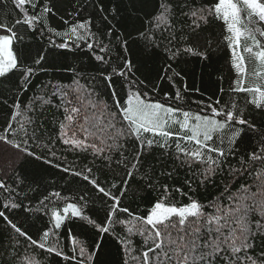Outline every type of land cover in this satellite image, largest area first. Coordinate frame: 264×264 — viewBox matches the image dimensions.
I'll use <instances>...</instances> for the list:
<instances>
[{"label":"snow or ice","instance_id":"1","mask_svg":"<svg viewBox=\"0 0 264 264\" xmlns=\"http://www.w3.org/2000/svg\"><path fill=\"white\" fill-rule=\"evenodd\" d=\"M64 2L12 0L17 17L0 20V259L264 264V0H128L127 16L89 0L99 23L69 22ZM222 51L218 88L189 86ZM48 68L71 75L25 99ZM50 168L85 183L49 191Z\"/></svg>","mask_w":264,"mask_h":264},{"label":"trees","instance_id":"2","mask_svg":"<svg viewBox=\"0 0 264 264\" xmlns=\"http://www.w3.org/2000/svg\"><path fill=\"white\" fill-rule=\"evenodd\" d=\"M95 0H91V3H94ZM100 3L104 5L106 9L110 8L113 3L116 4V6L120 9L122 15L127 16V13L125 12V9L128 8V0H100ZM87 4V7H81V15L80 17H76L73 15H68V13H74V10L77 8V6H82ZM92 14L94 17H96V22L99 23V18L97 14L95 13L94 9L91 7V4L89 3V0H65L64 4L61 7V14L65 16V19L69 20V22H72L75 19H81L86 18L89 14ZM18 10H14V6L12 4V0H0V20H4V22L10 23L13 18L17 17ZM7 17V19H5ZM51 24L58 27V30L61 28V22L59 21V18H53L50 21ZM21 32H23V28H21ZM219 29L214 28L213 29V35L218 34ZM26 42L32 44L35 46L36 44L43 43V41H40L39 39H31L26 38ZM46 47V45H45ZM75 55H78L82 57L83 63L86 67L92 68L93 64L89 62V57L84 55L83 51H78L75 53ZM228 53L226 51H222L218 54L217 57H214V64L211 67L205 68L203 64H196L194 65V74H190L188 83L189 86H196V87H202V89L206 92H212L218 88V84L216 83L218 76L225 70V58L227 57ZM67 64H71L74 67L79 66V61H76L73 59V53H68V58L65 61ZM94 63V62H93ZM92 75H95V71L93 70ZM70 72H65L63 70H57L48 68L45 72H40L38 74V77H33L34 82L36 83V87L30 89L27 94L25 95V99L27 97H30L34 94V92H39V86L42 84H47L49 80H53V82H56L57 80H63V82L68 81V77H70ZM203 80V84H202ZM24 95V94H22ZM198 96V94H195ZM50 119V117H49ZM59 147V146H58ZM131 147V145H130ZM61 153L58 151V155ZM64 156L67 157L66 161H63L65 166L69 165H76L78 167H83L85 163L88 161L83 159V157L75 154V153H69L64 152ZM89 160L91 157L88 158ZM47 167V166H46ZM119 171V170H118ZM108 174L109 179H111V175ZM122 175V172L120 173ZM45 177L49 181H54V183L50 184L49 191L51 190H57L61 191L63 195H72L74 194L77 189L83 185L85 182L80 180L78 177H73L70 174L63 173L59 171L58 169L50 168L46 173H44ZM185 176V172L182 169H178L177 172V178L175 180V184L179 186ZM101 181L105 180V175L100 176ZM187 190V189H185ZM132 191L136 192L137 199L139 197L143 196L145 199H152L154 198V194L149 195V193L145 191L137 190L136 183L132 184V190L129 192V196L132 195ZM210 191L215 194L218 189L212 188ZM200 198L203 199L207 193H205L203 190L199 193ZM177 199H180L177 195ZM143 207V203L141 204ZM46 219V217H45ZM32 222H35V216L32 217ZM37 226H40L39 223H37ZM79 231V229H77ZM0 244L3 245V247H0V252L4 251V248L7 247V239L4 234H0ZM104 264H110V262L113 260V257L111 255H103L101 257ZM0 264H7V258L0 259Z\"/></svg>","mask_w":264,"mask_h":264}]
</instances>
